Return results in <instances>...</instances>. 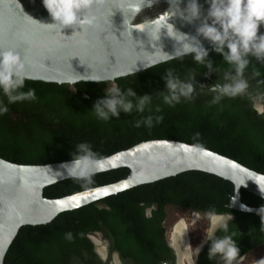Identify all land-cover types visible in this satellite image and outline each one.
<instances>
[{"label":"trees","instance_id":"16d2710c","mask_svg":"<svg viewBox=\"0 0 264 264\" xmlns=\"http://www.w3.org/2000/svg\"><path fill=\"white\" fill-rule=\"evenodd\" d=\"M165 9L166 5L154 7L137 23ZM205 50V63L196 62L190 54L117 80L122 91L131 88L137 96L148 94L152 98L143 112L121 111L107 121L96 118L93 103L106 95L110 82L70 86L25 80L20 91L31 88L36 98L8 104V111L0 115V158L18 165L45 166L71 160L80 142L89 143L98 156L107 159L142 143L175 141L209 150L264 175V113L260 115L252 102V98L264 95V60L248 55L243 73L248 82L245 96L223 97L211 103L216 94L209 91L210 86L225 82L224 73L232 75L234 70L215 48ZM168 70L193 84L190 100L181 98L172 106L162 101ZM0 100L7 103L2 94ZM147 116L153 118L150 127L143 122L134 126L136 120ZM156 116L162 119L157 122ZM130 174L129 169H119L94 175L90 184L64 181L47 188L45 198L58 200L113 185ZM233 196L234 186L229 182L200 172L183 173L61 214L51 224L22 228L5 264H109L95 253L90 238L97 233L111 243V256L118 253L124 264L174 262L167 240L169 208L203 216L210 209L231 215L227 233L218 230L215 236L227 234L235 241L239 248L236 264L264 246V228L260 215L227 208ZM241 201L249 208L264 205L263 199L244 190ZM67 232L72 233L71 240L65 238ZM209 247L210 242L197 264H223L218 257L209 259Z\"/></svg>","mask_w":264,"mask_h":264},{"label":"water","instance_id":"95a60500","mask_svg":"<svg viewBox=\"0 0 264 264\" xmlns=\"http://www.w3.org/2000/svg\"><path fill=\"white\" fill-rule=\"evenodd\" d=\"M191 2L152 0L151 5L142 6L131 21L134 25H142V30L131 31V26L125 28L123 25L124 18L127 21L131 17L124 6L125 0H94L87 14L96 17L95 26L85 25L83 29L65 27L59 31L48 25L54 21L42 0H0V48L12 49L19 54L31 77L27 81L70 86L108 83L86 80L87 77L102 76L115 77L116 82L186 56L175 55L184 43H194L203 49L216 47L214 41L199 31L204 25L220 29V25L209 15L212 0H196L199 8L197 16H192L188 10ZM160 5H166L167 9L145 22L137 23L144 12ZM164 12L170 13L168 19ZM167 23L172 24L175 34L183 39L169 35L165 28L160 31V26ZM261 33H264V23L258 25V35ZM144 64L152 66L145 68ZM246 94L244 91L240 95ZM252 102L254 109L263 114L264 95L260 99L252 98ZM49 166L51 169L18 165L0 158V264H5L13 243L24 227L51 224L61 214L187 172L205 173L231 183L234 196L227 206L230 210L259 215V208L247 207L250 211L241 208L244 205L242 190L264 200V175L209 150L175 141L142 143L101 160L100 169L94 175L119 169H129L131 174L116 184L58 200L46 199L45 190L72 179L60 178L53 173L63 171L60 163ZM242 179L246 181L245 185H241ZM148 213L151 215L152 210ZM232 220L233 217L228 223ZM96 236L107 247L104 257L99 253L94 237L90 238L101 261L116 264L117 259L124 264L118 253L111 256V243L104 235L97 233ZM209 242L206 239L203 243L196 254V261ZM168 246L179 264L175 249L170 243Z\"/></svg>","mask_w":264,"mask_h":264},{"label":"clouds","instance_id":"9594fccd","mask_svg":"<svg viewBox=\"0 0 264 264\" xmlns=\"http://www.w3.org/2000/svg\"><path fill=\"white\" fill-rule=\"evenodd\" d=\"M151 2L152 0H125L124 6L131 13V17L127 21L125 18L123 20L125 28L131 26V31L133 29L142 30V25H134L131 21L141 11L142 6H150ZM42 3L54 21L48 25L59 31L65 27L83 29L85 25L95 26L96 17L87 14L94 0H42ZM188 10L192 16L199 14L196 0H192ZM163 15L168 19L170 13L164 12ZM209 15L214 18L215 23L220 25V29L204 25L199 31L215 42V51L222 53L224 60L234 70L232 75L224 73L225 82L214 84L209 88V91L216 94L211 103H218L223 97H236L248 88V82L244 79L243 73L249 64L247 58L249 54L258 60H264V33L258 35V25L264 23V0H212ZM161 28H165L169 35L183 39L181 35L175 34L172 24L161 25L160 31ZM225 47L227 51H225ZM189 53L193 54V59L196 62L205 63L204 58L207 56V51L194 43H184L182 48L177 49L175 55L180 57ZM207 64L211 68V63L207 62ZM150 66L152 65H143L145 68ZM29 78L31 77L25 70L24 62L19 54L12 49L0 48V94L7 101L5 103L4 100H0V115L8 111V104L36 98L34 90L31 88L27 91H20L24 87L25 80ZM164 79L167 92L161 93V96L165 104L172 106L179 103L181 98L184 100L192 98L193 84L191 82L173 75L171 70L167 71ZM86 80L109 81L111 83V86L106 89V95L93 103V112L98 120L107 121L111 117H118L121 111L130 113L135 109L137 112H143L145 106L151 102L152 97L148 94L137 96L131 88L122 91L114 82L115 77L91 76ZM152 119V116H147L142 120H136L134 126L139 127L143 122L150 127ZM155 119L159 122L162 117L156 116ZM75 147L76 152L72 154L71 160L60 163V169L63 171L57 170L53 173L60 178H70L81 181L83 184H90L104 158L98 156L87 142H80ZM45 167L51 169L49 165H45ZM245 184L246 181L242 179L241 185ZM241 208L251 210L245 205H241ZM258 214L261 217V228H264V205L258 209ZM204 217L208 220L205 232L206 238L210 240L209 259L218 257L223 261V264H233L239 253L235 241L227 234L215 236L217 230L227 233L228 220L232 219L231 215L217 213L214 209H210L204 213ZM47 222L49 221H44V223ZM168 237L167 235L169 243ZM65 238L71 240L72 233H65ZM199 250L197 247L195 253H198ZM242 259L237 264H242ZM195 262H197L196 259Z\"/></svg>","mask_w":264,"mask_h":264},{"label":"rangeland","instance_id":"374dc122","mask_svg":"<svg viewBox=\"0 0 264 264\" xmlns=\"http://www.w3.org/2000/svg\"><path fill=\"white\" fill-rule=\"evenodd\" d=\"M167 213H168V221L166 224V228H167L168 236H170V233L174 231L178 223L185 222L188 228L187 231L193 251L206 241L207 238H206L205 229L208 227V220L203 215L184 211L177 208H169ZM91 237H94V239H96L95 240L96 242L101 240L98 236H91ZM263 257H264V246L246 255L242 259L243 260L242 264H254L259 262V260H261Z\"/></svg>","mask_w":264,"mask_h":264},{"label":"bare ground","instance_id":"6f19581e","mask_svg":"<svg viewBox=\"0 0 264 264\" xmlns=\"http://www.w3.org/2000/svg\"><path fill=\"white\" fill-rule=\"evenodd\" d=\"M187 229L188 228L186 226V223L180 222L178 223L174 231L171 232L170 236L168 237L169 243L172 245V247L175 249L176 253L179 256L180 264H192L193 261L195 262L194 259H196V254H197L195 253V250L194 251L192 250ZM96 244L98 246L99 253L105 257L107 254V247L105 243H103V241H97ZM202 245L199 246V249L202 247ZM262 259H261L262 261L259 260V262L254 263V264H264V257ZM115 263L120 264L117 259Z\"/></svg>","mask_w":264,"mask_h":264},{"label":"flooded vegetation","instance_id":"af4514ba","mask_svg":"<svg viewBox=\"0 0 264 264\" xmlns=\"http://www.w3.org/2000/svg\"><path fill=\"white\" fill-rule=\"evenodd\" d=\"M100 241H101V240H100ZM177 255H178V254H177ZM174 257H175L174 262H167V263H163V264H178V258L176 257L175 254H174ZM178 257H179V256H178ZM244 257H245V256H244ZM244 257H243V258H244ZM241 259H242V258H241ZM179 260H180V259H179ZM238 261H239V260H238ZM238 261H237V263H239ZM237 263H236V264H237ZM109 264H112V261H110ZM179 264H180V262H179ZM196 264H197V262H196Z\"/></svg>","mask_w":264,"mask_h":264}]
</instances>
